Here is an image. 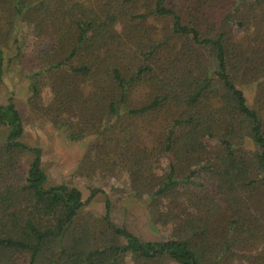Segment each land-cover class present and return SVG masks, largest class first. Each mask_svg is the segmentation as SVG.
Masks as SVG:
<instances>
[{"label":"trees","instance_id":"1","mask_svg":"<svg viewBox=\"0 0 264 264\" xmlns=\"http://www.w3.org/2000/svg\"><path fill=\"white\" fill-rule=\"evenodd\" d=\"M28 25L32 42L50 43L23 64L30 98L48 88L43 117L89 143L78 165L88 199L107 164L172 236L144 241L112 220L105 193L99 214L72 181L49 184L10 98L0 264H264V0H0V84Z\"/></svg>","mask_w":264,"mask_h":264},{"label":"rangeland","instance_id":"2","mask_svg":"<svg viewBox=\"0 0 264 264\" xmlns=\"http://www.w3.org/2000/svg\"><path fill=\"white\" fill-rule=\"evenodd\" d=\"M30 28L31 26L28 25L20 34L14 36L21 39V42L13 43L11 49L6 53V73L0 84V104H6L12 98L20 112L23 133L19 136V141L30 147L41 149L42 169L46 173L49 184L72 181L73 185L80 189L82 200L86 202L87 211L103 214L105 193L112 202V220L116 224L125 226L131 233L144 241L157 242L171 239V223L152 216L148 209L147 195L134 194L127 188L126 185L129 181L127 173L117 174L110 171L109 165L99 164L93 186L101 189V192L88 199L90 190L87 187V178L84 174H79L78 165L86 155L89 143L70 140L66 129L52 127L43 117L41 110L48 105V88H42L40 98L36 100L30 98L32 80L26 76L27 70L23 69V64L26 63L25 59L29 55L42 57L50 47L48 41L43 44L32 42L31 34L27 33ZM253 30L254 26L251 25L248 32L252 33ZM23 37L26 39L22 42ZM17 44L21 45L22 50L15 55V45ZM240 87L247 103L252 107H257L256 89L252 85H240ZM210 145L215 146V143L212 142ZM141 151L146 154L144 149L141 148ZM28 159L27 157L26 160ZM92 215L95 216L93 213ZM163 264L178 263L167 259Z\"/></svg>","mask_w":264,"mask_h":264}]
</instances>
